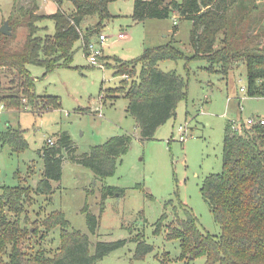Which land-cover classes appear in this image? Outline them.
<instances>
[{
    "label": "trees",
    "instance_id": "obj_1",
    "mask_svg": "<svg viewBox=\"0 0 264 264\" xmlns=\"http://www.w3.org/2000/svg\"><path fill=\"white\" fill-rule=\"evenodd\" d=\"M60 8L53 13H38L37 0L13 3L8 19L14 28L25 26L28 35L19 50L9 44L14 36L0 32V71L8 83L0 89L8 95L2 97L8 106L30 107L38 111L60 106L58 97L40 95L36 91V77L29 65L45 69V74L70 67L76 53L75 43L90 41L99 30L95 28L81 34L80 26L90 15L98 16L97 26H104L112 18L109 4L116 0H55ZM69 1L74 10L66 13L61 5ZM260 0H134L132 18H170L173 15L193 23L190 41L194 54L188 57L172 43L146 47L132 60L114 56L115 64H108L115 76L123 79L119 86L101 88V99H128L127 111L135 119L142 139H153L156 131L176 115L178 104L187 98L188 82L175 70L164 71L160 63L165 60H206L209 72L228 76L236 63L243 61L247 71V94L264 97V25L253 19ZM51 20L55 24L52 35H37L39 23ZM258 23V24H257ZM178 31L175 24L174 32ZM88 53V49H84ZM135 77V78H134ZM0 81H2L0 79ZM116 88L115 95L110 93ZM115 96V97H114ZM26 101V102H25ZM43 111V112H44ZM258 117V116H257ZM262 118V117H261ZM228 120L224 130L223 167L221 172L206 177L202 186L204 200L209 204L215 222L221 228L219 236L199 228L198 216L182 205L184 216L177 217L167 227L168 239L179 240L181 260L190 264L205 256V264H264V124L245 125L240 120ZM132 136L119 134L109 137L89 152L76 153L74 141L68 131L59 134L53 145L46 144L41 151L44 159L42 178L36 187L16 185L2 187L0 194V264H102L113 250L122 247L126 239L97 241L91 250L90 236L78 229H70L65 213L56 210L45 216L38 225L29 226L25 213L26 203L32 194L51 197L54 182L62 178L66 154L72 160L90 168L97 178H106L116 172L118 160L125 155L132 143ZM2 146H9L15 153L26 150L29 143L25 130L9 126L1 132ZM100 215L88 211L87 224L95 234L106 200L124 197L126 188L103 185ZM173 201L168 199L166 204ZM166 214L156 222V230L164 227ZM39 225L43 230L39 229ZM61 227L60 245L52 254L42 245L49 233ZM39 237V238H38ZM38 238V239H36ZM134 257L144 259L153 250L142 234L135 238ZM40 247L33 250L30 243Z\"/></svg>",
    "mask_w": 264,
    "mask_h": 264
},
{
    "label": "rangeland",
    "instance_id": "obj_2",
    "mask_svg": "<svg viewBox=\"0 0 264 264\" xmlns=\"http://www.w3.org/2000/svg\"><path fill=\"white\" fill-rule=\"evenodd\" d=\"M14 1L0 0V27L12 15ZM28 1L18 0L23 4ZM37 2L40 14L60 8L55 0ZM133 7L134 0L113 1L109 4L113 16L104 26H97V15L87 16L80 26L83 35L88 30L99 29L90 41H95L103 32L109 36L101 46L104 55L100 61L105 69L90 64L83 51V40L75 43L76 53L70 67L56 68L45 74L41 66H28L32 75L37 77V93L58 97L60 106L38 111V114L30 107L8 106L2 100L8 93L0 91V135L9 126L20 127L25 130L29 143L26 150L15 153L0 142V194L4 185L36 187L44 171L41 151L48 144V139L56 141L63 131L70 133L77 154L89 152L92 146L105 143L113 136L111 133L129 134L133 138L129 151L118 160L116 172L104 179L97 178L90 168L66 154L62 178L54 182L53 195L34 193L26 203L25 213L30 219L27 225H38L51 212L61 210L70 222V229H78L90 236L92 251L97 241L126 239L122 247L104 257L102 264H186L181 260L180 241L167 238L166 225L184 216V204L198 216L201 230L217 236L221 234V228L203 198L202 186L207 176L222 170L227 121H245L251 116L264 118V97H250L247 91H241V87L247 86L243 61L236 63L228 76L207 71L206 60L192 58L188 63L184 60L162 61V70H175L185 77L187 98L179 102L176 115L159 127L153 139H142L135 119L127 111L128 99L120 97L113 102H104L100 98L102 87L119 86L123 79L115 76L107 66L116 63L114 56L132 60L138 58L146 47L166 43H172L191 57L194 54L190 41L193 23L178 15L136 21L132 18ZM258 7L252 13V20L264 25V0L259 1ZM61 9L69 14L74 6L65 1ZM175 24L178 25L177 32H174ZM39 26L37 35L55 32V24L51 20L42 21ZM12 30L14 36L9 46L19 50L24 45L28 29L19 26L12 27ZM121 32L127 36L121 37ZM0 79V85L8 83L1 71ZM115 91L116 88L110 93L115 95ZM99 109L101 111L97 113ZM186 122L188 136L181 141L180 126ZM105 184L126 188V195L106 200L98 229L92 234L85 207L88 206L89 212L100 215L101 189ZM170 198L173 201L166 204ZM163 214H166L164 227L156 230V222ZM39 227L43 230L41 225ZM61 230L60 226L54 228L42 240V245L52 254L60 245ZM138 234L153 246L152 252L144 259L134 257L137 241L133 238ZM30 245L34 251L40 247L35 241ZM205 261L206 257L202 256L190 264H205Z\"/></svg>",
    "mask_w": 264,
    "mask_h": 264
},
{
    "label": "built area",
    "instance_id": "obj_3",
    "mask_svg": "<svg viewBox=\"0 0 264 264\" xmlns=\"http://www.w3.org/2000/svg\"><path fill=\"white\" fill-rule=\"evenodd\" d=\"M44 3H48L54 0H41ZM177 22V21H176ZM121 37H123V34H120ZM108 40V36L102 33L99 36L98 41H88V42H83L84 49H88V53H86V56L90 62L91 65L96 66L98 65L99 67L105 69L104 63L100 61V57L103 54V49L101 46H103L106 41ZM242 92H246L247 89L246 87H241ZM101 111V109H100ZM101 115V113L99 114ZM240 121H235L234 128H239V123ZM245 125L247 126H253L255 124H264V118L257 117V116H251L247 118L245 121ZM188 122H186V125H181L180 126V140L185 141L187 136H188ZM55 141L53 139H48V144L53 145Z\"/></svg>",
    "mask_w": 264,
    "mask_h": 264
},
{
    "label": "water",
    "instance_id": "obj_4",
    "mask_svg": "<svg viewBox=\"0 0 264 264\" xmlns=\"http://www.w3.org/2000/svg\"><path fill=\"white\" fill-rule=\"evenodd\" d=\"M0 32L5 34V35H11L12 34V26L9 24V21H5L1 27H0Z\"/></svg>",
    "mask_w": 264,
    "mask_h": 264
},
{
    "label": "crops",
    "instance_id": "obj_5",
    "mask_svg": "<svg viewBox=\"0 0 264 264\" xmlns=\"http://www.w3.org/2000/svg\"><path fill=\"white\" fill-rule=\"evenodd\" d=\"M41 1V0H40ZM51 4V3H50ZM53 12H55V11H53ZM52 12V13H53ZM103 31H104V29H103ZM104 33V32H103ZM120 34H123L124 36L123 37H126L127 36V33H125V32H121ZM83 35V34H82ZM109 37V36H108ZM99 40V36L96 38V40L95 41H98ZM81 41H82V39H81ZM83 42H85V41H83ZM82 48V47H81ZM83 49V48H82ZM83 51H84V53H85V55H86V51L83 49ZM102 55H104V53L102 54ZM36 80H37V77H36ZM100 98H101V96H100ZM102 100V99H101ZM102 101H104V100H102ZM108 102L110 101V102H113V101H115V100H107ZM106 101V102H107ZM100 112V109L99 110H97V113H99ZM109 134H110V132H109ZM112 135H116V134H113V133H111Z\"/></svg>",
    "mask_w": 264,
    "mask_h": 264
}]
</instances>
